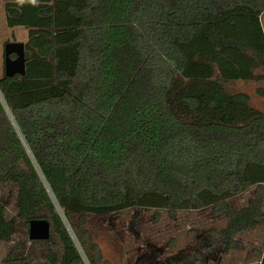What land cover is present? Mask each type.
<instances>
[{
  "label": "trees",
  "instance_id": "obj_1",
  "mask_svg": "<svg viewBox=\"0 0 264 264\" xmlns=\"http://www.w3.org/2000/svg\"><path fill=\"white\" fill-rule=\"evenodd\" d=\"M4 9L28 41L25 73L0 77V188L16 189L27 226L50 221L48 264H85L82 253L101 264L76 225L88 214L211 207L228 216L210 232L226 251L264 225V111L225 86L264 80V0H5ZM251 191L241 207L228 201ZM6 213L0 201V238L10 240ZM213 249L202 243L197 255ZM1 262L35 264L19 252Z\"/></svg>",
  "mask_w": 264,
  "mask_h": 264
},
{
  "label": "rangeland",
  "instance_id": "obj_2",
  "mask_svg": "<svg viewBox=\"0 0 264 264\" xmlns=\"http://www.w3.org/2000/svg\"><path fill=\"white\" fill-rule=\"evenodd\" d=\"M4 2L0 0V77L4 74V43L28 41L25 26L6 24ZM261 20L264 29V15ZM225 86L231 92L249 94L251 104L264 111V80H239ZM252 196L251 191L228 201L234 207H241ZM16 197L15 188H0V201L5 203L7 217L13 222L11 239L0 238V264L3 257L16 252L31 258L35 264H48L44 255L54 251L51 239H29L28 226L17 217ZM86 219V224L76 221V225L88 230L97 243L101 264H259L264 249V225L236 235L237 245L230 251L219 247L210 232L225 227L229 219L224 213L215 214L211 207L178 210L175 215L165 209L132 207L110 214H88ZM51 238L56 240L52 229ZM205 242L215 249L200 257L197 254ZM190 255L196 259L190 261ZM82 256L85 264H89L83 253Z\"/></svg>",
  "mask_w": 264,
  "mask_h": 264
},
{
  "label": "water",
  "instance_id": "obj_3",
  "mask_svg": "<svg viewBox=\"0 0 264 264\" xmlns=\"http://www.w3.org/2000/svg\"><path fill=\"white\" fill-rule=\"evenodd\" d=\"M14 54L15 57L11 55ZM25 43L21 41H7L4 43V74L13 76L25 73ZM30 240L44 241L51 236V223L48 219L34 217L28 222Z\"/></svg>",
  "mask_w": 264,
  "mask_h": 264
},
{
  "label": "built area",
  "instance_id": "obj_4",
  "mask_svg": "<svg viewBox=\"0 0 264 264\" xmlns=\"http://www.w3.org/2000/svg\"><path fill=\"white\" fill-rule=\"evenodd\" d=\"M78 248L80 249V251H81V248H80V246L78 245Z\"/></svg>",
  "mask_w": 264,
  "mask_h": 264
},
{
  "label": "flooded vegetation",
  "instance_id": "obj_5",
  "mask_svg": "<svg viewBox=\"0 0 264 264\" xmlns=\"http://www.w3.org/2000/svg\"><path fill=\"white\" fill-rule=\"evenodd\" d=\"M11 56H12V57H15V55H14V54H12Z\"/></svg>",
  "mask_w": 264,
  "mask_h": 264
},
{
  "label": "crops",
  "instance_id": "obj_6",
  "mask_svg": "<svg viewBox=\"0 0 264 264\" xmlns=\"http://www.w3.org/2000/svg\"><path fill=\"white\" fill-rule=\"evenodd\" d=\"M244 233V232H243ZM242 234V233H241Z\"/></svg>",
  "mask_w": 264,
  "mask_h": 264
}]
</instances>
